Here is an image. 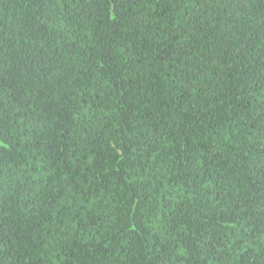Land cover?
I'll use <instances>...</instances> for the list:
<instances>
[{
  "label": "trees",
  "instance_id": "16d2710c",
  "mask_svg": "<svg viewBox=\"0 0 264 264\" xmlns=\"http://www.w3.org/2000/svg\"><path fill=\"white\" fill-rule=\"evenodd\" d=\"M0 264H264V0H0Z\"/></svg>",
  "mask_w": 264,
  "mask_h": 264
}]
</instances>
